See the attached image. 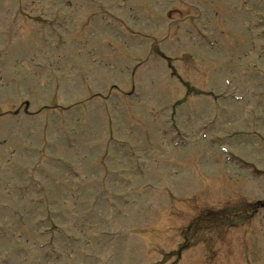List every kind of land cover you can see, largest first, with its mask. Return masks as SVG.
Returning a JSON list of instances; mask_svg holds the SVG:
<instances>
[{
    "label": "rangeland",
    "instance_id": "374dc122",
    "mask_svg": "<svg viewBox=\"0 0 264 264\" xmlns=\"http://www.w3.org/2000/svg\"><path fill=\"white\" fill-rule=\"evenodd\" d=\"M221 145L264 172V0H0V264H264Z\"/></svg>",
    "mask_w": 264,
    "mask_h": 264
}]
</instances>
